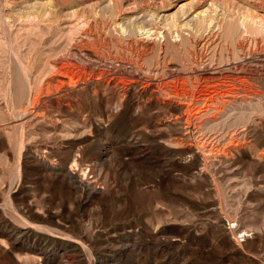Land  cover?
<instances>
[{"label": "rangeland", "instance_id": "1", "mask_svg": "<svg viewBox=\"0 0 264 264\" xmlns=\"http://www.w3.org/2000/svg\"><path fill=\"white\" fill-rule=\"evenodd\" d=\"M263 22L264 0H0V264H264Z\"/></svg>", "mask_w": 264, "mask_h": 264}, {"label": "bare ground", "instance_id": "2", "mask_svg": "<svg viewBox=\"0 0 264 264\" xmlns=\"http://www.w3.org/2000/svg\"><path fill=\"white\" fill-rule=\"evenodd\" d=\"M209 7V6H208ZM215 9H216V7H215ZM217 10H212V11H209V15L206 17V18H204V16L202 15V21H201V19H200V22H198V23H196L197 25V27L196 28H198V27H201V25H202V23L203 22H205L206 24H207V26L208 25H211V23L214 21V19H215V14H217V12H216ZM213 12V13H212ZM200 13V12H199ZM201 13H204L205 14V11H203V12H201ZM207 15V14H206ZM197 18V17H196ZM204 18V19H203ZM197 20V19H196ZM204 20V21H203ZM230 21V20H229ZM189 23V22H188ZM204 23V24H205ZM264 23V22H263ZM187 24V23H186ZM185 24V25H186ZM184 25V24H183ZM195 25V24H194ZM205 26V25H204ZM182 27V26H181ZM234 24H231V23H229V25H228V35L230 34L231 36L232 35H234V33H235V29H237L236 27H235V29H234ZM92 29V28H91ZM217 30V29H216ZM199 31V30H198ZM225 31V30H224ZM237 32V31H236ZM243 32V31H242ZM89 33V32H88ZM239 33H241V32H239ZM261 34V33H260ZM227 35V34H226ZM244 35V34H243ZM96 37V36H95ZM207 37V36H206ZM239 37H241V36H239ZM225 38H226V36H225ZM228 38V37H227ZM232 38V37H231ZM236 38H237V36H236ZM238 39V38H237ZM244 39V38H243ZM86 40V39H85ZM198 40V39H197ZM208 40V39H207ZM242 40V39H241ZM248 40V39H247ZM234 41V40H233ZM237 41V40H236ZM240 41V40H239ZM92 42V41H91ZM204 42V41H203ZM202 42V43H203ZM208 42V41H207ZM211 42V41H210ZM239 43V42H238ZM207 44V43H206ZM89 45V44H88ZM261 45V44H260ZM78 47V46H77ZM204 47H205V45H204ZM238 47V46H237ZM90 48V47H89ZM104 48V47H103ZM200 48V47H199ZM202 48V47H201ZM200 48V49H201ZM99 51V50H98ZM101 55V54H100ZM94 56V55H93ZM111 56V55H110ZM95 57V56H94ZM107 58V57H106ZM94 60V59H93ZM90 61V60H89ZM67 63V62H66ZM252 64V63H251ZM254 65L256 64V63H253ZM235 65V64H234ZM246 65H248V64H246ZM260 68V67H259ZM255 70V69H254ZM220 73V72H219ZM200 74V73H199ZM197 76V75H196ZM221 76V75H220ZM229 76V75H228ZM234 76V75H233ZM232 76V77H233ZM193 77V76H192ZM210 76H208V78H209ZM235 77V76H234ZM216 78H218V77H216ZM206 79V78H205ZM227 79V78H226ZM204 80V79H203ZM207 80V79H206ZM210 80V79H209ZM233 80H234V78H233ZM242 80V79H241ZM213 81H214V79H213ZM210 82V81H209ZM215 82V81H214ZM234 82V81H233ZM236 82V81H235ZM207 85V84H206ZM234 85V84H233ZM210 86V85H209ZM212 86V85H211ZM235 87V86H234ZM246 88V87H245ZM236 89V88H235ZM239 90V89H238ZM234 91V90H233ZM236 92V91H235ZM243 92V91H242ZM245 92V91H244ZM250 92V91H249ZM241 93V92H240ZM250 94V93H249ZM259 94V93H258ZM242 95V94H241ZM248 94H246V96H247ZM262 96H263V94H261ZM249 96V95H248ZM259 96V95H258ZM253 97V96H252ZM179 139V138H178ZM180 139H181V137H180ZM108 143V142H107ZM182 146V145H181ZM176 148V147H175ZM181 148V147H180ZM112 150V149H111ZM111 150L109 149V147H108V145L107 144H105V143H99L98 145H97V152H96V156L95 157H93L92 158V160L94 161L92 164H91V168L89 169L93 174L94 173H96L95 174V176L96 175H99V173H100V169H99V162L102 160V159H104V158H107L108 156H110V153H111ZM113 152V151H112ZM113 154V153H112ZM111 154V155H112ZM179 154V150L178 149H166L165 151H164V153H163V156H164V158H165V160L166 161H170L171 162V160L173 159V157L175 156V155H178ZM101 164V163H100ZM68 171V170H67ZM70 171V170H69ZM72 173V171L70 172V174ZM101 175V174H100ZM92 177H93V175H92ZM97 177V176H96ZM95 184V183H94ZM88 185H90V184H88ZM84 187H86V186H84ZM89 190V189H88ZM104 192V191H103ZM100 195V194H99ZM244 236V235H243ZM243 241V240H242Z\"/></svg>", "mask_w": 264, "mask_h": 264}]
</instances>
